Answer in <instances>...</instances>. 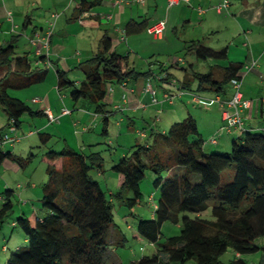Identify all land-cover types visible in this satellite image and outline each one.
Here are the masks:
<instances>
[{
	"label": "trees",
	"instance_id": "1",
	"mask_svg": "<svg viewBox=\"0 0 264 264\" xmlns=\"http://www.w3.org/2000/svg\"><path fill=\"white\" fill-rule=\"evenodd\" d=\"M93 4L88 3L87 8ZM147 27L146 21H130L125 33H140ZM14 44L11 40L0 45V105L7 115L0 142L8 126L21 127L25 114L34 117L44 113L9 93L41 84L47 76V70L33 71L28 55L17 56ZM184 50L188 55L194 54L197 61L228 59L227 48L214 49L199 40L187 42ZM39 58L45 59V55ZM78 68L85 76L80 82L57 69V88L67 91L75 105L82 103L101 115L103 134L107 133L108 116L112 113L105 102L109 85L151 74L130 68L128 55L113 51L107 34L100 39L99 51ZM242 68L243 63L230 62L224 67L210 66L205 72L192 69L177 82L185 89L197 82L198 92L225 94L232 79L242 78ZM39 136L44 144L49 141L48 133L39 132ZM206 145L196 118L189 115L166 132L151 131L148 140L131 146L130 153L112 166L123 179L116 197L130 210L142 200L141 183L147 171L156 177L154 187H161L153 217L137 215L136 221L140 237L155 249L132 264H186L190 260L196 264H225L220 258L228 249L240 255L264 250L256 243L264 237V128L244 129L232 138L230 151L222 152L215 145L208 151ZM43 157L48 163L49 178L41 191L45 213H22L13 221V226L23 232V242L15 246L4 264H102L110 250L111 234L118 229L113 200L91 175L93 169L103 168L101 153L64 146L59 151L48 149ZM29 160L32 158L1 149L0 143L1 164L14 161L24 166ZM127 193L132 196L127 197ZM13 196L11 188L0 193V232L13 213ZM208 210L210 218L203 216ZM167 221L180 224L181 230L162 240V227ZM118 231L121 239H126ZM122 242L119 243L124 245ZM227 264L245 263L238 259Z\"/></svg>",
	"mask_w": 264,
	"mask_h": 264
},
{
	"label": "crops",
	"instance_id": "2",
	"mask_svg": "<svg viewBox=\"0 0 264 264\" xmlns=\"http://www.w3.org/2000/svg\"><path fill=\"white\" fill-rule=\"evenodd\" d=\"M116 1L117 0H0V45H7L13 40L15 42L14 46L17 56L28 55L32 60L33 68L44 65L45 70H47V76L43 83L46 82L49 71H53L51 81H55L54 87L45 91L44 98L41 95H34L32 97V103L35 106L31 107L42 110V112L44 109L49 108L53 115H61L60 117L64 116L62 112H59L57 102L60 98H65L69 93L63 90L60 91L57 88L56 71L57 69H61L68 72L69 75L70 70L74 67L78 68L81 62L93 57L94 54L99 51L100 39L104 34L109 35L110 32L113 31V35H109L112 39V50L119 53H122L119 50L121 45H129L131 41V44L127 47L128 51L126 53L128 55L129 66L139 71L136 63L130 60L131 54H137L136 52H140L142 49H149L148 52H150V46H156L154 42L166 44L168 42V33L170 29L173 33L175 32L176 35L177 25L182 22L183 28H186L188 25L185 24H191L196 14V16L202 17L200 20L203 21V25L200 26L199 32L196 33L197 38L195 40L207 42L213 34H216V37L222 30H229L225 39L218 41L217 48L228 49V59L230 62L243 63L241 71V81L243 85L241 86V90L244 98L251 101V107L242 112L244 129L254 131L264 128V0H229L230 4L228 9L221 13L217 12L215 7L223 0H188L187 2L176 5L179 7L176 9L173 8L174 6H169V0H144L143 4L138 3L137 0H123L124 3L122 4H116ZM90 2H95V4L87 8ZM125 2H130V4H126ZM82 7H85V9H81ZM201 9L202 12L200 11ZM214 11L215 14H213ZM54 13L60 14L57 18V20H59H56V25H58L60 19L65 16L63 21L66 22V32L63 38H61L60 35H56V33L54 35L53 32L49 41L48 55L44 49H42V54H39L38 50L42 48L41 43L35 46L31 42V39L34 38L36 34L41 36L45 34ZM224 14L225 16H223ZM160 20H165L167 22V29H169L161 39L155 40L151 38L152 41L145 39L143 35H147L146 31L131 35L125 33V27L130 21H146L149 26ZM194 30L196 29L194 28ZM129 38H131V40H129ZM69 44L72 46V51L67 49V45ZM151 54L155 55L156 53L152 51ZM231 54H233V57L230 58ZM42 55H45V59L39 58V56ZM189 56L191 60L187 61L186 59L178 58L176 61L177 65L181 66L184 70L183 76L185 74H190L191 70H195L196 68L195 62L192 61L193 58L196 59L195 55L189 54ZM202 61H204V64L200 72H205L210 66L214 65L220 67L227 66V64H224L223 60L217 61L208 59ZM148 62L152 63V59L149 58ZM199 63L201 62L196 59V64ZM252 63H254V65L250 67V70H247L246 66ZM161 70L164 71L163 68ZM147 71L151 72L148 77L129 79L125 82V88L117 83H111L109 85V94H107L105 102L108 105L107 109L112 113L108 116L106 134H110L111 132L109 130L110 116L115 115L117 124L120 127L119 134L123 135L122 126L126 124L128 130H132L131 132L135 131L138 135V140H140L137 141V143H142L148 140L151 131L166 132L169 124H173L188 112L196 118L200 133L201 130H205V128L208 130L204 131L207 137L202 133L201 135L207 142L205 150H211L214 145H209L208 142L211 138H215V134L221 130L223 125L222 105L219 100L226 101L231 98L233 89L230 85L228 84L225 94L218 95L214 91H205L204 94L198 95L191 93L195 82L191 85V89H185L181 87L178 82L171 83L169 80H165L166 74L161 71L162 74L155 73L156 71H154L151 66L139 72ZM2 75L3 72L2 74L0 73V76ZM73 80L77 82L83 81L81 77ZM149 81L157 89V96L160 99L163 98L166 92L175 95L173 103L169 104L166 102L162 105H151L150 95L143 92L145 84ZM112 88L113 91H111ZM54 90H56V94H53ZM124 94L127 95V101L123 100L122 96ZM108 96H110L109 99H107ZM194 96H202L203 102H195ZM34 99H39V101L35 102ZM178 103L183 106H179ZM188 103L197 105L199 109L193 110L185 108L184 105ZM79 104L81 105V109L88 110L95 117L102 118L101 115L95 114L93 112L94 110L90 107L84 106L82 103ZM143 104L146 105L143 106ZM117 106L121 108L117 109ZM2 108L3 107L0 105V111L4 112L6 115ZM159 109L160 112H158ZM41 116L48 119L44 113L43 115L34 117ZM139 118L143 121L142 129L138 128ZM6 124L7 115L5 125ZM83 128L86 132L92 130V127L89 125ZM1 129H3V122L0 126V130ZM18 130L19 129H17V132ZM234 130L236 134L233 133ZM139 131L144 132L145 137L140 136L138 133ZM241 132V130L233 129L228 133L236 137L240 135ZM17 135L19 137L18 142H20L22 136L18 133ZM27 135H32V132H29ZM126 135H129V133ZM217 141L218 143L215 144L217 149L228 148V145H221V139ZM0 143L2 144V142ZM6 145L8 144H5V146ZM81 147L83 151L89 153L87 146L85 148L84 145H81ZM1 149H3L2 146ZM9 150L13 153L15 152L12 149ZM8 162L9 161H4L2 164L0 163V170L3 166H7L6 164H8ZM0 184H2L1 179ZM29 186L30 187L23 189V187L18 185V188L21 187L22 189L19 197L20 199L23 198L22 202L26 205L29 202V196L33 194V189L37 187L35 183H31ZM6 188L11 187L7 185L5 189ZM0 201L3 200L1 199ZM151 217H153V214ZM13 225L14 222H12V226ZM260 246H264V242ZM3 249H5V246L2 247V251ZM259 251H263L261 264H264V250ZM234 253L235 256L232 259L233 261L240 259L245 264H256L255 260H246L243 258L244 255H240L236 252Z\"/></svg>",
	"mask_w": 264,
	"mask_h": 264
},
{
	"label": "rangeland",
	"instance_id": "3",
	"mask_svg": "<svg viewBox=\"0 0 264 264\" xmlns=\"http://www.w3.org/2000/svg\"><path fill=\"white\" fill-rule=\"evenodd\" d=\"M173 8L176 9L179 7L174 6ZM213 14H215V11ZM194 16L195 18L192 20L191 24H185L188 25L186 28H183V25L181 24L182 22L177 25L178 32L176 31V35L175 32L173 33V31L170 29L168 33V42L166 44L153 41L156 43V46H150V52H148L149 49H142L140 52H136L137 54H131L130 60L136 63L139 71H144V69H147L151 66L154 71H156L155 73H164L166 75L168 73L171 74L169 75L170 77L168 79L171 83H177L178 79H183L184 70L181 66L177 65L176 61L178 58L186 59L187 61L191 60V57L186 54L184 50V45L187 42L197 38L196 33L199 32L200 26L203 25V21L200 20L202 17L196 16V14ZM223 16H225V14ZM64 18L65 16H63L60 19L58 25H56L57 21L59 20L58 19L53 29L54 35L56 33V35H60L61 38L64 37L66 32V22L63 21ZM193 27L196 30H194ZM168 30L169 29H167L166 32H168ZM228 33L229 30H222L216 37V34H213L212 37L207 40V42H204V44L214 49H218V41L225 39ZM109 35L112 36L113 31H111ZM143 36L145 39L152 41L151 37L148 35L144 34ZM129 40H131V38H129ZM129 45H121L119 50L126 54L128 51L127 47ZM71 48L72 46H70V44L67 45L68 50H71ZM152 51L156 54H151ZM231 57H233V54L230 55V58ZM149 58L152 59V63L148 62ZM192 61L195 62V70L202 71L201 67L204 64V61H200L201 63L199 64H196L195 58H193ZM223 62L225 65L230 63L229 59L223 60ZM162 68L164 71L161 70ZM43 70H45L44 65L39 66L38 68H33L34 72ZM52 76L53 71H49L48 78L45 83L36 84L23 90H10L9 93L11 96L23 100L30 106H35L32 103V97L34 95H41L44 98L45 91L54 87L55 81H51ZM68 77L72 80L78 77H81L82 80L85 79L81 69L77 67H74L69 71ZM55 91L56 90L53 91V94H56ZM191 93L201 95L205 92H198L197 82H195ZM109 97L110 96H108L107 99H109ZM57 104L59 106V112H62L65 108L71 112L68 115L66 114L60 117L56 122H50L46 117H30L29 115L25 114L22 117L21 128H19L17 132L18 134H21L20 136H22L21 141L15 143L14 145L11 143L1 144L3 150L12 149L15 151L14 154L23 158L31 157L32 160H29L24 166L19 165L17 162L9 161L8 164H6L7 166H3V168L0 170L2 171L0 172V179L2 180V184H0V191L3 192L7 185L15 191V195L12 199L14 205L13 213L5 221L0 232V264H4L7 256L15 250V246L23 242L24 235L21 228L19 226H12V222L23 212L26 215H30L33 212L40 213L41 215L45 213L42 207L41 191L49 178L46 172L48 163L43 159V156L44 153L50 148L59 151L64 146H69L77 151H81V145H84L85 148L87 146L89 152L99 151L104 158L102 170L98 171L97 169H93L91 171V175L100 183L102 188L105 190L107 197L112 198V211L116 229L121 230V232L126 236V239L122 240L119 231L113 230L109 241L110 250L102 264H132L140 260V258H142L144 255H151L155 249V246L140 237L136 229V221L137 215L142 216L145 219L151 218L152 214L154 213V202H158L161 187H154L153 181L156 177L152 172L147 171L146 176L141 183V191L143 194L142 200L139 205L130 210L121 203L118 197H116V194L121 191L123 179L120 173L112 169V166L117 161H119L122 156L130 153V147L140 140H138V135L135 131L131 132L132 130H128L126 124H123V135H120V127L117 124L115 115L110 116V134H103L102 118L95 117L90 111L81 109L80 104L75 105L69 94L66 95L65 98H60ZM179 106L183 105L179 104ZM184 106L185 108L193 110L199 109L197 105L192 103H188ZM189 115L191 114L186 112V114L180 117L176 122L178 123L183 121ZM138 121V128L142 129L143 121L140 118ZM2 122L4 128L6 123V115L4 112L0 111V126L2 125ZM87 125L91 126L92 130L88 132L84 131L83 127H86ZM171 126L172 124H169V126H167V130ZM204 131L208 130L206 128L205 130H201V133L205 136L206 132ZM29 132H32V135H27ZM39 132L48 133L51 136L46 144L40 140ZM127 133H129V135H126ZM233 133L236 134V131L234 130ZM233 136L234 135H229L226 129L219 130L215 134V138L217 140L221 139L222 146L228 145V148H219L220 151L226 152L231 150V138ZM5 144L8 145L5 146ZM31 183H35L37 187L36 189H33V194L32 196H29V202L26 205L22 202L23 198L20 199L19 194L22 190L21 187H23V189L30 187L29 185ZM18 185L21 187L18 188ZM152 194L154 196V200L151 199ZM126 195L127 197L132 196L131 193H127ZM2 203L3 201H0V207ZM185 215L190 217L195 216L191 213H186ZM203 216L210 218V211L208 210L204 212ZM180 230V224H174L171 221L165 222L162 227V240H165L170 236L178 235ZM121 241H123L122 243L124 245L119 243ZM263 242L264 237L258 238L256 240L258 245H261ZM4 246L5 249L2 251V247ZM262 254L263 251H258L253 254L244 255L243 258L246 260H255L256 264H261ZM234 256V251L232 249H228L220 259L221 261L228 263L234 258ZM186 264H196V262L194 260H190Z\"/></svg>",
	"mask_w": 264,
	"mask_h": 264
},
{
	"label": "built area",
	"instance_id": "4",
	"mask_svg": "<svg viewBox=\"0 0 264 264\" xmlns=\"http://www.w3.org/2000/svg\"><path fill=\"white\" fill-rule=\"evenodd\" d=\"M187 1L188 0H169V6L170 7L176 6V5H179ZM137 2L143 4L144 0H137ZM122 3H124L123 0L116 1V4H122ZM125 3L130 4V2H125ZM229 4H230L229 0H223L219 5L215 7V9L217 12L221 13L224 10L228 9ZM200 11L202 12V9ZM59 15L60 14L58 13H54L52 15L53 18L50 21L45 31V34L43 36L36 34L35 37L31 39V42L35 46L41 43L42 48L38 50L39 54H42V49H44L46 54L48 55L50 37L53 34L55 22L57 18L59 17ZM166 29H167V22L165 20H160V21H157L149 25L146 28V33L152 39L157 40V39H161L164 36ZM252 65H254V63H252L251 65H247L246 69L250 70V67H252ZM229 85L233 89L231 98L226 101L219 100V102L222 105L223 125L221 127V130L226 129L228 132H230L233 129H237V130L243 131L244 130V118H243L242 112L243 110L249 109L251 107V101L244 98L243 92L241 90V86H242L241 79L234 78L230 81ZM120 86L125 88L126 83H122ZM111 91H113V88L111 89ZM143 92L145 94L150 95L151 105H162L166 102L169 104H172L175 99V95H172L168 92L164 93L163 98L160 99L157 96V89L150 81L145 84L143 88ZM122 97L124 101H127V95L124 94ZM34 101L38 102L39 99H34ZM194 101L197 103H200V102H203V98H201L200 96H194ZM145 105L146 104H143V106ZM116 108L120 109L121 107L117 106ZM43 112L46 114L50 122H56L60 118V116L58 117V116L53 115L49 108L44 109ZM70 112L71 111L65 108L62 111V115L69 114ZM158 112H160V109L158 110ZM138 133L140 134V136L145 137L144 132L139 131ZM18 141H19V137L17 135V128L14 125L8 126L5 132L3 133V136H1L2 144L11 143L12 145H14ZM209 143L212 145H215L218 143V141L216 138H211L209 140ZM151 199L153 200L152 196H151ZM0 200H1V197H0Z\"/></svg>",
	"mask_w": 264,
	"mask_h": 264
}]
</instances>
